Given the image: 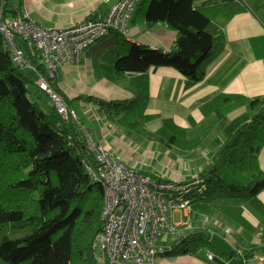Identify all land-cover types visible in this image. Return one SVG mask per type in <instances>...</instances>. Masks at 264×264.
<instances>
[{"label":"trees","instance_id":"trees-1","mask_svg":"<svg viewBox=\"0 0 264 264\" xmlns=\"http://www.w3.org/2000/svg\"><path fill=\"white\" fill-rule=\"evenodd\" d=\"M254 1L264 10V0ZM250 5L248 0L201 5L194 0H139L137 19L175 30L171 48L131 42L126 34L114 30L91 44L90 53L95 52L119 78L170 66L192 84L204 78L208 64L223 49L225 39L218 27ZM22 12L21 0H0V23ZM16 42L21 46L17 37ZM25 53L45 75V64L34 45ZM31 74L36 73L12 59L11 46L0 32V264H105L97 247L105 224V194L101 182L92 179L88 171V166L97 169L99 164L89 148L86 125L70 111L62 115ZM47 78L69 110L76 112L75 101L86 98L98 104L111 120L139 131L144 121L156 115L144 111L149 97L144 77L131 78L134 96L108 100L96 95L68 97L55 82L56 77ZM30 81L45 95L32 98ZM232 106L230 94L216 96L204 106L206 113L214 110L217 114V130L204 140L188 137L186 129L169 118L155 131L144 130L168 146L208 145V160L198 172L205 188L195 194L194 203L207 206L216 198L238 197L259 203L258 192L264 188V171L258 165L264 142V95L251 98L245 112L228 120L226 113ZM197 227H182L167 236L157 258L196 255L205 248L221 262L233 255L248 260V255L238 251L222 252L212 242L209 229L202 224Z\"/></svg>","mask_w":264,"mask_h":264},{"label":"crops","instance_id":"crops-1","mask_svg":"<svg viewBox=\"0 0 264 264\" xmlns=\"http://www.w3.org/2000/svg\"><path fill=\"white\" fill-rule=\"evenodd\" d=\"M219 1L194 0V3L201 5L205 2ZM21 2L23 11H26L32 20L42 26L63 27L87 19L88 16L95 18L103 16L116 0H21ZM248 2L256 5L254 0H248ZM251 6L237 12L225 25L218 27V31L225 38L223 49L208 64L204 78L198 82L186 83V78L170 66L158 67L144 75L129 74L119 78L107 68L106 62L103 65L104 60L98 59L95 52L90 53L91 49L87 47L79 62L66 64L58 69L61 72L60 75L56 73L58 86L68 97L96 95L107 100L120 99L136 94V88L130 81L132 77H144L148 82L149 90L144 111L156 115L144 121L141 126L150 120H157L156 117L160 116L161 123L164 118H169L174 123L193 130L198 121L207 120L208 124L200 129L202 131L217 120L216 112L212 110L206 113L204 106L222 94H230L232 97L233 106L226 113V118L232 120L247 110V103L251 98L264 95V24L255 14V8ZM135 10L130 18L126 39L154 48H171L176 36L175 30L161 23L147 24L136 18ZM24 51L27 52L28 49ZM79 102L84 105L80 107L82 116H92V124L96 123L97 132L102 137L101 140H104L109 134L108 127H113L114 122L93 101L80 98ZM160 126L154 124L149 127L151 129L148 131H155ZM193 136H199V133L195 131ZM208 152L206 151L207 155ZM258 165L264 171V142L258 154ZM185 167L179 173H165L166 177L176 179L193 177L192 174L189 175L193 167L189 165ZM201 168L195 175L199 176L198 172ZM257 197L259 203L249 201L250 209L246 210L245 216L250 226L260 227V229L255 234L253 230H247L253 233L248 238L237 235L233 231V237L238 241L229 243L228 248H224L223 245L218 247L224 253L238 251L248 255V260L245 261L243 257L233 255L222 262L216 257L207 258V264H212L211 260H217L219 264H232L234 259L239 260V264H264V188L258 192ZM232 221L233 219L228 223L222 222V225L229 228ZM221 230L219 233H222ZM238 232L240 233L241 229ZM184 260L188 259L184 258ZM190 262L191 264H204L201 261L198 263L195 258L190 259Z\"/></svg>","mask_w":264,"mask_h":264},{"label":"built area","instance_id":"built-area-1","mask_svg":"<svg viewBox=\"0 0 264 264\" xmlns=\"http://www.w3.org/2000/svg\"><path fill=\"white\" fill-rule=\"evenodd\" d=\"M138 2L116 0L103 16L63 27L42 26L23 11L1 22L0 32L11 46L12 59L36 73L37 84L46 89L58 111L64 116L70 111L77 117L53 89L47 75L53 80L61 66L79 62L87 47L111 31L127 35ZM16 37L34 45L45 64V75L29 61ZM84 131L99 164L97 169L88 166V171L92 179L101 182L105 194L102 209L105 224L97 238L99 259L105 264H156L157 253L164 248L167 236L182 227L189 228L188 216L194 207L195 194L205 188L203 178L195 175L191 180H178L142 172L109 146L94 140L86 126ZM175 212L179 213L178 220ZM206 254L213 258L212 252Z\"/></svg>","mask_w":264,"mask_h":264},{"label":"rangeland","instance_id":"rangeland-1","mask_svg":"<svg viewBox=\"0 0 264 264\" xmlns=\"http://www.w3.org/2000/svg\"><path fill=\"white\" fill-rule=\"evenodd\" d=\"M249 4H251L252 7L255 8V14L259 16L260 20L264 24V10L258 8L251 2H249ZM17 40L21 43L23 49H28V46H31V44H28L25 40H22L21 37H17ZM57 74L60 75L61 72H59L58 70ZM30 76L33 79H36L37 77L36 74H31ZM55 82H57V78H55ZM28 88L30 91V96L32 98H36V94H39L41 96L45 95L43 91L39 90L36 82L30 81L28 83ZM32 92H34V94ZM83 106L84 105H82V103L80 102L78 103L77 100L74 103L77 115L81 117L84 125L89 128L94 140L102 144L107 143V146H109L112 151L118 153L122 158L126 160L129 165H131L135 169L149 171L151 173L166 176L165 173L168 172H182L183 170L181 169L185 166V168H187V165H189L193 167V169H190L189 175L192 174V176H194L198 169L201 168L205 163L204 161L207 158L206 151L208 152L210 149L208 145L198 144L194 148H186L179 145L168 146L166 144H163L162 142H159L153 135H147V133L144 132V130L148 132V129H151L149 127H152L154 124L160 126L162 124L160 116L156 117L157 120H150L149 122H146L145 125H140L143 132L141 130L139 131L135 129H129L126 125H120L118 122H116V120H112L114 122H112L113 127H108V129L106 128L109 131V134L105 137L104 141L101 140L102 137H100L97 132L96 123L93 122L94 124H92V116H82L80 107ZM207 124V120H201L198 121L193 130L190 127H188V129L184 127L186 129V135L188 134V137H192V135L195 134L196 131V133H199V137L202 140H204L206 137L214 135L217 130L215 129L216 126L214 125V123L208 125V127L202 129V131L200 130ZM176 160L178 161L176 162ZM171 175L173 176V174ZM183 179L185 178H180L178 180ZM249 203L250 202L248 200H244L241 197L216 198L210 203V205L207 204V206H205L203 202H195L194 207L188 216L190 220L189 229H196L198 228L197 226L199 224H202L204 227L209 228V232H211L212 236L211 240L212 242H215L214 245L217 248L220 247V245H223L224 248H226L229 243L232 244V242L238 241L237 238L233 237V231L237 235H242L244 238H248L260 229V227L255 228L247 223V217L245 216V214L247 213L246 210L250 209ZM174 216L176 220L179 219L178 212H175ZM232 219L233 221L231 222V225H229V228L222 225V222L228 223ZM239 229H241L240 233L238 232ZM220 230L222 231V233H219ZM247 230H253V233L248 232ZM214 231L216 232L214 233ZM174 237H172L171 239H174ZM205 251V248H202L196 255L180 254L181 256L178 257L164 256L161 257V259L157 258V260L161 264H191L192 262H190V259L195 258L198 263H200L199 261H201L204 262V264H207L206 259L208 258V256ZM184 258L188 260H184ZM232 261V264H239V260L234 259ZM210 262L212 264H219L217 260H211Z\"/></svg>","mask_w":264,"mask_h":264}]
</instances>
